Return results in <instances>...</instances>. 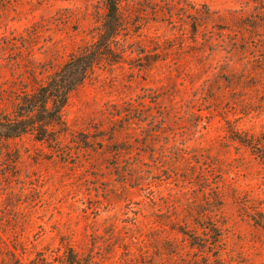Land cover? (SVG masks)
<instances>
[{
	"label": "rangeland",
	"instance_id": "374dc122",
	"mask_svg": "<svg viewBox=\"0 0 264 264\" xmlns=\"http://www.w3.org/2000/svg\"><path fill=\"white\" fill-rule=\"evenodd\" d=\"M106 12L0 0V113L96 42ZM120 13L121 59L70 95L61 143L0 140V264H264V0Z\"/></svg>",
	"mask_w": 264,
	"mask_h": 264
},
{
	"label": "trees",
	"instance_id": "16d2710c",
	"mask_svg": "<svg viewBox=\"0 0 264 264\" xmlns=\"http://www.w3.org/2000/svg\"><path fill=\"white\" fill-rule=\"evenodd\" d=\"M121 0H105L106 14L98 40L72 54L48 80L33 93L23 92L11 113H0V140L9 141L24 135H33L37 141L58 146L65 131L63 108L70 95L84 84L96 65L103 60L118 62L114 55L123 22L120 13ZM113 59V60H112ZM245 146L255 148L256 138L238 139ZM79 263L78 260L71 262Z\"/></svg>",
	"mask_w": 264,
	"mask_h": 264
}]
</instances>
